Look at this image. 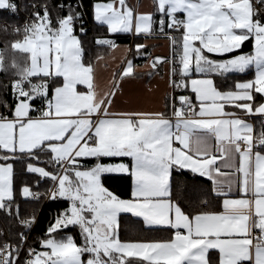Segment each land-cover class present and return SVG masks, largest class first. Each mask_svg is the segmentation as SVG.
Returning a JSON list of instances; mask_svg holds the SVG:
<instances>
[{
	"label": "snow or ice",
	"instance_id": "6c2138e0",
	"mask_svg": "<svg viewBox=\"0 0 264 264\" xmlns=\"http://www.w3.org/2000/svg\"><path fill=\"white\" fill-rule=\"evenodd\" d=\"M56 7L53 17L46 0L33 4L31 18L11 28L22 33L10 48L26 54L24 64L0 49V70L14 74L12 104L0 101V211L24 229L0 230V264H264V0H153L152 11L93 0L92 19L107 32L95 46L123 48L103 86L97 70L116 57L89 55L80 0ZM0 9L15 14L18 5L0 0ZM117 33L133 35L132 45L119 46ZM153 34L168 40L167 54L136 42ZM165 65L162 107L133 100L113 110L121 81ZM250 68L251 78L224 83ZM113 173L130 180V193L107 184ZM186 173L182 196L175 176ZM42 180L49 186L33 191ZM42 195L68 206L37 250L26 235L36 215H22L18 197ZM122 214L168 235L121 238Z\"/></svg>",
	"mask_w": 264,
	"mask_h": 264
},
{
	"label": "trees",
	"instance_id": "16d2710c",
	"mask_svg": "<svg viewBox=\"0 0 264 264\" xmlns=\"http://www.w3.org/2000/svg\"><path fill=\"white\" fill-rule=\"evenodd\" d=\"M85 9H86V15L88 19L89 26L87 27L89 29L87 37H83L85 42V47L88 49L89 55L92 57H95L97 54H104L109 49L104 46L97 47L94 44V36L97 34L100 35H107L106 27L102 25L96 24L92 19L91 14V6L93 3V0H81ZM45 0H15V3L18 5L17 12L15 14L10 13L8 10H2L0 9V49H4L6 45L9 47L7 48L6 55L10 59L11 57L15 56L17 61L21 64H24L27 60L26 54H23L19 51L12 50L10 48V44L14 39L22 38V33L20 36H17L15 33L11 32V28L13 26H23V20L24 15L30 11L33 4H40L44 3ZM46 2L50 5L53 17H55L57 13V5L62 2V0H46ZM64 3H68L69 0H63ZM73 3L74 0H71ZM7 25L9 27V32L5 33L3 31V26ZM78 31V26H77ZM112 38L116 40V42L119 41H131L130 36H118L119 34H111ZM244 51H249L251 48L250 42H246L243 45ZM141 60V59H138ZM251 76V70L246 71L245 73H237V74H227V78L224 81L225 84H231L234 80H240L243 78H247ZM14 78V74L12 72H5L0 70V101L7 100L9 104H12L13 97L10 96L9 90L11 86V80ZM33 82H36V78H33ZM220 80H218V83ZM7 86V87H5ZM12 93V92H11ZM177 95L181 94L179 92L176 93ZM187 94V93H185ZM37 105L40 104V101H36ZM0 111H4V108L2 104H0ZM35 115V113H33ZM92 160L86 161V163H92ZM17 169H19L20 165H16ZM107 177V184L111 186L113 189L117 190L120 194L127 195L130 193L131 189V182L129 179L125 178L123 174H105ZM25 179L33 180V179H39L38 176L34 174H29L25 177ZM190 180V175L187 173L184 175H176L175 176V188L179 189L181 192V195L183 196V187L184 182ZM203 184L210 190L211 184L210 181L207 179H204ZM49 186V182L47 180H42L38 186H33V190H45ZM20 202V212L22 215L34 212L36 215V222L34 223L33 229H32V236L33 235H39L40 237L44 234L46 227L49 224V220L56 212H58L60 209L66 208L68 206V202L66 200H56V201H50L47 203H44L43 205L35 200L32 199H25L18 197ZM216 210H219L217 208ZM143 229L142 220H139L138 218L132 217L130 214H122L121 219V225H120V236L121 238H132L136 237L137 235L140 236H166L168 235L167 232L163 233H148L146 231H141ZM0 230H3L5 233V236H7L9 233H16L18 231H23L16 222L15 219L9 218L5 215L4 212L0 211ZM67 232L71 233L77 242H79V231L76 227L70 226L67 230ZM63 233H61L62 235ZM31 236V243L36 245L38 248H40V245L37 240H33ZM4 237H0V240H3ZM86 258V257H85Z\"/></svg>",
	"mask_w": 264,
	"mask_h": 264
},
{
	"label": "crops",
	"instance_id": "0c3cea01",
	"mask_svg": "<svg viewBox=\"0 0 264 264\" xmlns=\"http://www.w3.org/2000/svg\"><path fill=\"white\" fill-rule=\"evenodd\" d=\"M129 6L133 7L139 11H152L153 0H127ZM182 17L183 13H179ZM106 27V26H105ZM118 36H130L131 41H119L117 44L119 46L124 45H132L133 43V35L127 33H117ZM116 34V35H117ZM136 42L146 43L150 50L154 54L164 55L169 51V43L168 40L162 35H151L147 39L141 36ZM105 56L106 58L111 56H115L116 60H107V67L103 64L97 70V78L101 85L103 86L106 80L110 79V72L113 67H115L120 60V57L123 55V48H119L117 50H108L104 54H100ZM129 58L134 60V63L137 65L144 66L146 64V60L144 57H136L134 55H130ZM141 59V60H138ZM251 70V76L244 79H249L254 75V69ZM246 70V71H248ZM152 72L151 75L148 73ZM229 74H237L235 72ZM167 66H162L158 71L152 70L149 67H141L138 69V74L135 78H127L121 81L120 89L117 97H114L116 100V107L113 110L120 111L124 110L127 105H129L130 101L138 100L140 105L145 108H157L162 107L163 105V94L167 87ZM188 94V93H187ZM211 184V182H210ZM131 190V189H130ZM131 215V214H130ZM212 256H216L217 253L213 251Z\"/></svg>",
	"mask_w": 264,
	"mask_h": 264
},
{
	"label": "built area",
	"instance_id": "2783aa9c",
	"mask_svg": "<svg viewBox=\"0 0 264 264\" xmlns=\"http://www.w3.org/2000/svg\"><path fill=\"white\" fill-rule=\"evenodd\" d=\"M75 2H76V0H74L73 3H75ZM80 2L82 3L81 0H80ZM253 2H254V0H253ZM59 4H60V3H59ZM82 4H83V3H82ZM33 11H34V9L31 8L30 11L27 12V13L24 15L23 25H24L25 21H27V20H29V19L31 18V14H32ZM83 11H84V21H85V26L88 27V26H89V23H88V19H87V15H86L87 13H86V9H85V7H84ZM11 92H12V90H11ZM33 191H38V192H42V193L44 192V190H33ZM27 199H32V198H27ZM32 200L38 201V202H40L42 205H43L44 203H47V202L53 201V200L47 199V198H46L45 196H43V195H42L39 199H32ZM33 226H34V224L32 225V227H31L30 229H27V230H26V235H27V237H28V244L31 245L32 247H34V248H36V249L38 250L39 248H38L36 245H34V244L31 243V236H32V229H33ZM38 237H40V236H39V235H33V236H32L33 240H37Z\"/></svg>",
	"mask_w": 264,
	"mask_h": 264
},
{
	"label": "rangeland",
	"instance_id": "374dc122",
	"mask_svg": "<svg viewBox=\"0 0 264 264\" xmlns=\"http://www.w3.org/2000/svg\"><path fill=\"white\" fill-rule=\"evenodd\" d=\"M9 93H10V96H12V93H11V86H10V90H9ZM38 250H43L40 246V248Z\"/></svg>",
	"mask_w": 264,
	"mask_h": 264
}]
</instances>
